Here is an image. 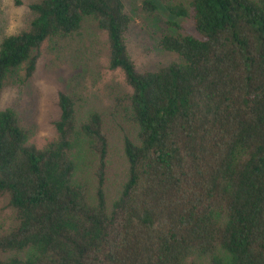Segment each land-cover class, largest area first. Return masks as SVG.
<instances>
[{
	"label": "trees",
	"instance_id": "1",
	"mask_svg": "<svg viewBox=\"0 0 264 264\" xmlns=\"http://www.w3.org/2000/svg\"><path fill=\"white\" fill-rule=\"evenodd\" d=\"M142 8L160 11L157 0ZM163 8L177 33L160 47L182 63L157 72L136 70L122 0H42L30 6V29L4 39L0 95L22 66L33 76L46 41L93 19L110 69L132 89L137 135L124 139L127 181L109 205L100 114L78 124L74 97L60 93L58 137L38 149L15 112H0V196L17 215L0 234V252L11 255L0 264H264V0ZM82 166L92 167L93 193Z\"/></svg>",
	"mask_w": 264,
	"mask_h": 264
},
{
	"label": "rangeland",
	"instance_id": "2",
	"mask_svg": "<svg viewBox=\"0 0 264 264\" xmlns=\"http://www.w3.org/2000/svg\"><path fill=\"white\" fill-rule=\"evenodd\" d=\"M42 0H0V47L4 39L30 29L34 13L30 6ZM131 23L125 35L128 53L139 73L157 72L174 63H182L179 55L160 47L164 35L176 34L164 3L187 4L190 0H157L160 11L151 14L142 8V0H122ZM180 22V21H179ZM194 33L191 22H180ZM108 40L97 23L87 18L78 34L67 40H48L42 46L33 76L25 79V66L9 76L0 95V112H15L22 128L27 131L29 145L38 149L54 142L58 135L54 123L60 117L58 97L65 93L76 101L77 123L89 114L103 117L109 140L105 192L108 204L118 197L128 176V162L124 154V139H134L137 127L128 113V97L132 94L123 73L109 67ZM78 178L91 183L95 178L92 167L82 166ZM17 226L16 212L9 206V198L0 196V234ZM0 252V260L10 257Z\"/></svg>",
	"mask_w": 264,
	"mask_h": 264
}]
</instances>
